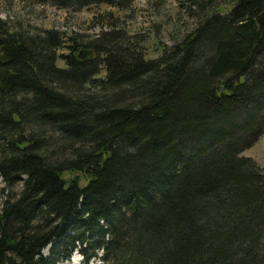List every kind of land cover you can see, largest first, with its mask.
<instances>
[{
  "label": "trees",
  "instance_id": "1",
  "mask_svg": "<svg viewBox=\"0 0 264 264\" xmlns=\"http://www.w3.org/2000/svg\"><path fill=\"white\" fill-rule=\"evenodd\" d=\"M179 4L195 26L156 57L112 12L94 35L0 15V264H264L243 154L264 134V0Z\"/></svg>",
  "mask_w": 264,
  "mask_h": 264
},
{
  "label": "rangeland",
  "instance_id": "2",
  "mask_svg": "<svg viewBox=\"0 0 264 264\" xmlns=\"http://www.w3.org/2000/svg\"><path fill=\"white\" fill-rule=\"evenodd\" d=\"M151 3L149 0H136L133 8L128 11H120L103 4L71 13L51 5L43 6L29 2L24 4L21 0H0V15L6 18L8 14H11L12 19L25 20L33 27L43 28H60L73 20L77 23L76 31L94 35L110 28V24L106 23L107 21L103 20L102 16L107 12H112L130 31L144 33L143 35L149 39V56L156 57L162 52L164 44H171L176 36L185 35L188 30L194 28L195 22L180 11L179 0H166L160 7L155 1ZM98 20L100 23L97 22ZM93 23H95L94 29L90 30ZM58 64L62 65L64 62L60 59ZM243 154L255 158L264 168V137ZM6 187V183L0 177V209L2 207L1 195ZM48 250L47 248L44 253H48ZM73 259L65 260L60 264H83L79 256L74 255ZM98 263H100L99 259L92 262V264Z\"/></svg>",
  "mask_w": 264,
  "mask_h": 264
},
{
  "label": "water",
  "instance_id": "3",
  "mask_svg": "<svg viewBox=\"0 0 264 264\" xmlns=\"http://www.w3.org/2000/svg\"><path fill=\"white\" fill-rule=\"evenodd\" d=\"M93 56H94V51L92 49H82L78 54V57L80 59H90Z\"/></svg>",
  "mask_w": 264,
  "mask_h": 264
},
{
  "label": "crops",
  "instance_id": "4",
  "mask_svg": "<svg viewBox=\"0 0 264 264\" xmlns=\"http://www.w3.org/2000/svg\"><path fill=\"white\" fill-rule=\"evenodd\" d=\"M263 137H264V134L261 136V138H260V139H262ZM260 139H259V140H260ZM259 140H258V141H259ZM258 141H257V142H258Z\"/></svg>",
  "mask_w": 264,
  "mask_h": 264
}]
</instances>
